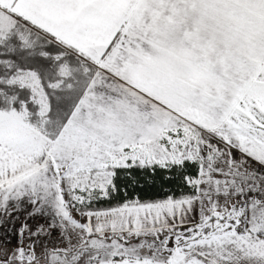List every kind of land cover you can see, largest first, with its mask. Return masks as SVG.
<instances>
[{
	"label": "snow or ice",
	"instance_id": "1",
	"mask_svg": "<svg viewBox=\"0 0 264 264\" xmlns=\"http://www.w3.org/2000/svg\"><path fill=\"white\" fill-rule=\"evenodd\" d=\"M0 264H264V0H0Z\"/></svg>",
	"mask_w": 264,
	"mask_h": 264
}]
</instances>
